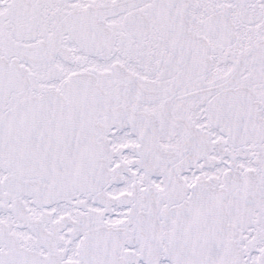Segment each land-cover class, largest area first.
<instances>
[{
	"label": "snow or ice",
	"instance_id": "1",
	"mask_svg": "<svg viewBox=\"0 0 264 264\" xmlns=\"http://www.w3.org/2000/svg\"><path fill=\"white\" fill-rule=\"evenodd\" d=\"M0 264H264V0H0Z\"/></svg>",
	"mask_w": 264,
	"mask_h": 264
}]
</instances>
